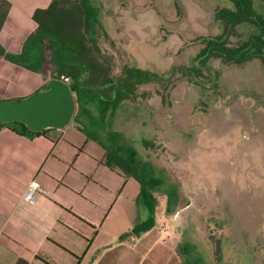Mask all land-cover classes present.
<instances>
[{"label": "rangeland", "instance_id": "374dc122", "mask_svg": "<svg viewBox=\"0 0 264 264\" xmlns=\"http://www.w3.org/2000/svg\"><path fill=\"white\" fill-rule=\"evenodd\" d=\"M92 3L98 14L93 37L110 63V87L115 94L122 86L128 97L112 120L92 122L88 131L109 125L123 135L121 146L136 151L148 177L160 183L148 239L130 246L143 252L160 238L182 264H264V59L225 64L212 58L193 77L203 67L198 56L207 40L227 34L236 45L258 28L231 29L236 0ZM250 7L264 17L263 0ZM46 66L54 70L49 61ZM74 118L65 129L89 139ZM98 139L106 151L107 137ZM131 183V230L124 233L133 240L150 210L138 201L141 186ZM108 236L102 231L96 248L109 244Z\"/></svg>", "mask_w": 264, "mask_h": 264}, {"label": "crops", "instance_id": "0c3cea01", "mask_svg": "<svg viewBox=\"0 0 264 264\" xmlns=\"http://www.w3.org/2000/svg\"><path fill=\"white\" fill-rule=\"evenodd\" d=\"M2 1L10 6L0 21V104L45 91L53 80L52 66L51 72L46 64L35 71L10 60L36 31L34 13L53 0ZM0 126V264H182L171 243L157 238L141 252L130 243L139 247L148 235L132 240L124 233L131 230L136 179L107 165L115 155L126 157L130 147L121 146L123 135H116V154H108L111 147L105 151L100 139L83 140L71 129L29 137ZM109 127L102 136L111 133ZM33 181L43 192L29 203L25 195ZM102 231L111 242L96 248Z\"/></svg>", "mask_w": 264, "mask_h": 264}, {"label": "trees", "instance_id": "16d2710c", "mask_svg": "<svg viewBox=\"0 0 264 264\" xmlns=\"http://www.w3.org/2000/svg\"><path fill=\"white\" fill-rule=\"evenodd\" d=\"M251 4L252 0H236L237 17H233V20L228 23L232 24L231 29L235 28L233 25L251 23L258 28L259 33L236 45L229 43L227 34L207 40L206 47L198 56V61L203 67L194 68L195 79L201 77L205 63L212 58L222 59L225 64H243L264 59V17L251 13ZM9 6L8 2H1V22L7 16ZM96 12L92 0H79V2L53 0L48 8L38 9L34 13L33 18L38 25L36 31L25 42L22 52L13 58L10 57V60L35 71L41 70L49 61L54 66L55 79L69 78V86L76 101L74 119L82 124L83 133L89 137L94 135L98 139L107 127L106 129H104L105 125L100 128L95 127L97 133L94 134L88 131L94 126L92 122L102 121L105 124L112 120L125 97H128V92H124L122 86H117L118 92L114 94L110 87V84H114L111 79L110 63L104 59L98 40L93 37L94 27L98 25ZM93 110H96L94 114H92ZM84 120L90 125L84 124ZM8 126L18 134L29 137L47 135L50 131L33 132L19 122H12ZM111 133L106 134L111 147L108 154H116V136L112 134L114 136L112 137ZM136 155V151L129 149L126 157L115 155L111 163L107 165L111 168L116 166L127 170L140 183L141 194L138 201L142 203L143 200L145 204L143 208L150 210V216L140 221L134 229L133 233L139 236L154 226L153 204L156 202L155 193L160 183L153 176L148 177V173L143 168L144 164L138 161Z\"/></svg>", "mask_w": 264, "mask_h": 264}, {"label": "water", "instance_id": "95a60500", "mask_svg": "<svg viewBox=\"0 0 264 264\" xmlns=\"http://www.w3.org/2000/svg\"><path fill=\"white\" fill-rule=\"evenodd\" d=\"M75 112L76 101L69 84L54 79L45 91L1 103L0 125L19 122L33 132L63 129L72 122Z\"/></svg>", "mask_w": 264, "mask_h": 264}, {"label": "built area", "instance_id": "2783aa9c", "mask_svg": "<svg viewBox=\"0 0 264 264\" xmlns=\"http://www.w3.org/2000/svg\"><path fill=\"white\" fill-rule=\"evenodd\" d=\"M60 80L64 81L65 83L69 84L70 80L69 78H65V77H62ZM42 189H41V186L40 184L37 182V181H33L30 186H29V189L25 195V201L29 202V203H33L34 202V199L35 197L42 193ZM159 233L163 234L164 233V230H159Z\"/></svg>", "mask_w": 264, "mask_h": 264}]
</instances>
